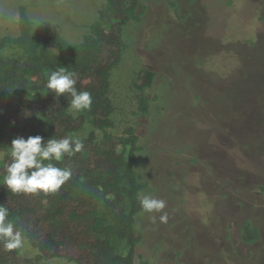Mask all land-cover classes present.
<instances>
[{
	"label": "rangeland",
	"instance_id": "374dc122",
	"mask_svg": "<svg viewBox=\"0 0 264 264\" xmlns=\"http://www.w3.org/2000/svg\"><path fill=\"white\" fill-rule=\"evenodd\" d=\"M141 4L142 21L126 29L125 52L108 78L114 112L113 127L106 130L117 137L135 130L141 150L134 167L147 185L140 197L166 202L161 213L136 216L142 241L134 264H264V0H145L136 13ZM106 5V0H0V37L18 36L21 6L40 29L79 44ZM183 15L207 19V29L212 24L200 42L204 37L209 45H221L228 36L227 52L224 44L211 46L200 66L191 55L194 28L180 22ZM48 49L57 51L54 45ZM141 70L155 74L143 92L134 86ZM200 97L219 113L204 109ZM143 99L148 109L141 114ZM89 131L86 126L73 136L86 138ZM96 135L101 141L102 133ZM163 213L167 222L159 220ZM245 222L258 231L254 244L241 239ZM21 253L35 255L28 244ZM46 262L74 264L64 258Z\"/></svg>",
	"mask_w": 264,
	"mask_h": 264
},
{
	"label": "trees",
	"instance_id": "16d2710c",
	"mask_svg": "<svg viewBox=\"0 0 264 264\" xmlns=\"http://www.w3.org/2000/svg\"><path fill=\"white\" fill-rule=\"evenodd\" d=\"M106 1L104 11L98 13V22L90 26V34L79 44L40 29L21 6L18 36L0 37V205L8 209V218L25 235L24 245L28 244L35 253L32 257L24 256L22 247L9 250L0 241V264H51L46 261L53 258L74 264H134L136 248L142 241L135 221L139 213L145 212L139 201L140 192L147 185L139 181L134 167V154L141 150L135 130L126 129L125 137L106 132L113 127L114 112L108 97V78L125 52L126 29L142 21L145 6L141 4L138 13L136 9L145 0ZM231 4L226 2L227 6ZM180 17H184L180 22H189L194 28L190 37L198 44L195 43L191 55L199 58L200 66L209 59L211 46L221 48L224 44L222 48H227L228 36L221 45H209L204 37L200 42L201 33L212 29L210 22L206 28L207 19ZM50 45L57 48L55 53L49 51ZM212 55L217 57L219 52ZM186 57L187 62L188 54ZM59 67L76 73L78 91L92 94L90 110L73 114L67 93L56 97L49 92L48 77ZM154 78L153 72L141 70L134 86L143 92L152 86ZM212 85L209 81L205 88L209 93ZM199 100L204 109L218 112L206 99ZM147 109V101L141 100L139 112L144 114ZM86 126L90 131L82 138L84 149L72 156L65 155L59 162L51 161L73 172L58 191L13 193L4 187V168L10 162L9 147L14 138L39 135L44 143L52 137L73 136ZM97 131L102 133L101 141H97ZM242 228V241L254 244L257 229L250 222Z\"/></svg>",
	"mask_w": 264,
	"mask_h": 264
},
{
	"label": "clouds",
	"instance_id": "9594fccd",
	"mask_svg": "<svg viewBox=\"0 0 264 264\" xmlns=\"http://www.w3.org/2000/svg\"><path fill=\"white\" fill-rule=\"evenodd\" d=\"M75 77L74 71L59 67L50 73L46 87L56 97L67 93L71 97L69 106L74 111L90 110L92 94L89 91H78ZM43 140L42 136L36 135L26 139L16 137L11 141V159L5 165L3 176V185L7 190L13 193H53L71 179V168L57 167L51 161L59 162L65 155L72 156L81 152L85 147L83 140L71 135L62 139L52 137L42 143ZM139 202L143 211L148 213H161L166 207L163 199L149 195H143ZM8 217V209L0 205V241L6 249H19L24 245L26 237ZM167 219V213L159 216L160 222H167Z\"/></svg>",
	"mask_w": 264,
	"mask_h": 264
}]
</instances>
